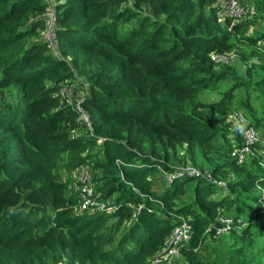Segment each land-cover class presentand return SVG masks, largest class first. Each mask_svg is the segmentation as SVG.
Returning <instances> with one entry per match:
<instances>
[{"label": "trees", "instance_id": "obj_1", "mask_svg": "<svg viewBox=\"0 0 264 264\" xmlns=\"http://www.w3.org/2000/svg\"><path fill=\"white\" fill-rule=\"evenodd\" d=\"M55 1L59 58L42 41L25 45L46 28V0H0V264H147L178 217L189 219L192 229L182 248L188 264H207L199 249L218 215L232 214L233 233L259 230L264 214L255 185L264 187V168L256 158L237 165L231 152L246 128L264 134V110L255 117L251 102L260 92L237 80L234 66L217 72L225 64L211 60L229 53L245 63L264 59L260 48L253 50L264 32L244 36L258 17L233 25L226 19L227 29L218 26L215 0ZM72 63L80 72L96 71L81 104L93 132L81 124L77 137L79 116L56 95L62 83L75 80ZM112 68L115 80L100 82ZM218 83L226 87L220 99L202 102L201 92ZM237 88L243 98L236 108L246 114L231 110ZM231 113L245 123L234 127L227 121ZM186 163L226 181L227 192L201 178L167 186L158 168ZM83 165L104 199L115 196L111 201L120 208L113 215L78 211L64 177ZM185 185L193 200L177 203ZM215 194L222 197L211 199ZM138 203L145 209L133 220L128 204ZM252 216L254 222L239 227ZM108 220L114 222L108 226Z\"/></svg>", "mask_w": 264, "mask_h": 264}, {"label": "built area", "instance_id": "obj_2", "mask_svg": "<svg viewBox=\"0 0 264 264\" xmlns=\"http://www.w3.org/2000/svg\"><path fill=\"white\" fill-rule=\"evenodd\" d=\"M48 3L47 13L44 15L46 20V28L42 32L43 42L50 50L51 54L57 58L60 57V51L57 40V25L55 19V6L57 2L55 0H46ZM214 7L217 11L222 13L224 19L230 20L231 24H237L246 19H250L247 9L244 7L241 0H216ZM220 17V15H218ZM41 36V38H42ZM236 56L233 53L226 55H212L211 60L215 63L221 62L227 64L228 60H232ZM67 84L70 81L66 82ZM61 85H64L62 83ZM59 92V93H58ZM56 95L60 96L65 102L69 101L71 90L60 89ZM79 102L77 106L65 104L66 106L73 107L78 114V121L85 126V131L93 132L88 114L82 109ZM227 121L232 123L234 127L242 126L245 122L238 115L231 113L227 117ZM242 143L240 146H234L231 152V157L235 160L237 165H243L252 158L257 159V164L264 168V134L260 130H256L253 127H248L242 132ZM104 142V139L99 138L98 144ZM120 162L116 161V166H119ZM171 171H165L162 168H158L161 176L164 178L165 184L170 186L174 181L186 178H201L209 184H212L227 192V182L212 176L208 170H199L193 165L186 163L182 165L170 166ZM69 180V191L76 195L78 198V211L88 212L89 214L102 213L106 216H111L118 211L120 205H116L110 199H104L101 192L97 190V184L93 179V171L89 166H80L76 168L70 175L64 177ZM123 179V177H122ZM258 184V183H257ZM128 185H132L128 183ZM133 191L143 197V195L135 188ZM261 198L258 200L259 204L264 205V189H260ZM150 201L152 199L148 197ZM133 209L131 219L135 220L141 210L145 209V205L138 203L135 206L128 204ZM150 212V210H148ZM251 222L245 223L238 221L239 227L248 226L250 223L256 220L255 216H252ZM179 224L174 227L169 236L166 238L163 246L160 250L150 259L147 260V264H188L182 248L188 245L192 238V229L188 223L189 219L184 217H178ZM234 228V218L231 215H218L215 222L210 225L205 234L216 240L218 235H229ZM213 234L211 235L210 232ZM56 264H71L67 260H62ZM77 264V263H76Z\"/></svg>", "mask_w": 264, "mask_h": 264}, {"label": "rangeland", "instance_id": "obj_3", "mask_svg": "<svg viewBox=\"0 0 264 264\" xmlns=\"http://www.w3.org/2000/svg\"><path fill=\"white\" fill-rule=\"evenodd\" d=\"M216 1V0H215ZM243 1L244 7L247 9L248 14L250 18L258 17L257 21H255V26L248 27L244 30V36L246 35H254L256 32L263 31L264 32V21L262 19H259L260 17L264 16L260 13V9L262 8V5L259 4V0H241ZM258 2V3H257ZM132 3L129 2L126 6H131ZM125 5H122L121 8H124ZM257 9V11H256ZM145 12L147 10L143 8ZM220 15V17L218 16ZM216 19L218 26H222L224 28L228 27L225 23V20L222 17V13L217 11ZM129 27V26H126ZM42 33L38 34L36 33L34 36L27 38L25 40L26 47H29L30 45L36 44L39 41L43 40ZM43 42V41H42ZM247 49H252V47H246ZM261 50L262 54L264 55V41H259L257 48H253V50ZM48 52L51 54L50 50L47 48ZM45 54H48L47 51H45ZM72 70L75 74V80L70 81L69 84L64 83V85H60L59 89L56 91V93L60 89L64 90H71L69 101H64V104L73 105L74 107L77 106V104L81 101H83L84 98H86L89 95V87L92 86L93 83L96 81L88 80L89 75L95 74L96 71L90 67H86L84 69V72H80V68L76 67L72 63ZM235 67V70L230 71L233 73V75L237 78V80L240 81V78H245L249 81L252 88L258 92L259 94H251L252 99L251 103L252 107L255 109L256 114H254L255 117H258L263 114L262 110H264V104L262 100V94H264V59L254 58L246 60V63L236 56L232 60H228L227 64L216 66L215 70L222 71L225 67ZM116 74V70L112 68L110 71H104L100 77L99 80L102 83L107 82H113L115 80L114 75ZM243 77V78H242ZM238 81V82H239ZM227 84H230V81L226 82ZM218 87L215 90L207 89L203 92H201V95L199 99L202 102H217L220 99L221 92L226 90V87L222 83H218ZM95 88H98L95 85ZM59 93V92H58ZM243 90L240 88H237L233 92V103L231 106V110H238L242 114H246L245 109L242 108L241 110L237 109L236 106H241V98H243ZM262 93V94H261ZM245 106V105H244ZM244 109V110H243ZM233 112V111H232ZM248 114V113H247ZM81 121L77 123V125L73 129V135L75 137L80 136L83 131H80L81 129ZM84 130V127L82 128ZM183 152L180 153V155L184 156L185 149L182 150ZM94 152H100V148L96 147L94 149ZM171 163V162H170ZM227 176L230 177V174H227ZM223 177V176H222ZM260 183V184H259ZM256 183L255 188L257 191H260V189H264L262 182ZM195 185V182H193ZM184 192L178 194L177 203H189L193 200V192L192 190L185 185ZM231 191V190H230ZM253 191V190H252ZM250 191V193L252 192ZM230 193V192H229ZM249 193V192H248ZM247 193V194H248ZM249 193V194H250ZM232 197L235 196L234 190H232V193H230ZM256 193L253 191L252 196H255ZM115 197V196H114ZM114 197H111V200L114 199ZM221 195L215 194L211 196V199L218 200ZM251 197V196H250ZM252 199V197H251ZM251 200L248 201L249 204H251ZM262 206V213L264 214V205ZM229 207H226L228 209ZM228 211V210H227ZM233 212V211H232ZM226 213V211H225ZM250 216V214H249ZM248 214H246V219H249ZM114 221L108 220L107 224L110 226ZM120 233L117 234V238L121 236V232H125L124 227H121L119 230ZM215 239L211 238L210 236H207L203 245L199 249V254L201 258L207 263V264H264V224L259 227V230H252L249 233L246 232H240L236 231L233 233V231L229 235H218L215 237ZM54 264V263H52ZM56 264V263H55Z\"/></svg>", "mask_w": 264, "mask_h": 264}]
</instances>
